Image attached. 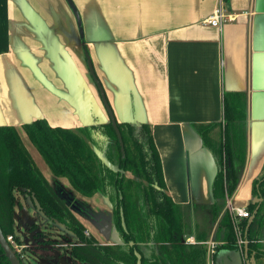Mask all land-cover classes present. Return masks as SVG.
Returning <instances> with one entry per match:
<instances>
[{
    "label": "crops",
    "instance_id": "obj_1",
    "mask_svg": "<svg viewBox=\"0 0 264 264\" xmlns=\"http://www.w3.org/2000/svg\"><path fill=\"white\" fill-rule=\"evenodd\" d=\"M219 3L0 0V127L20 131L38 114L67 129L89 126L94 117L149 125L166 192L187 209L184 240L205 236L221 246L220 218L214 222L211 211L217 161L197 126L217 124L210 136L220 142L225 94L246 97L245 164L227 199L247 210L264 173V0H222L234 17L222 29L207 23ZM112 236L102 244H118ZM152 247L158 249L145 250L150 264H172L170 249ZM263 259L264 246L249 254L237 243L211 257L206 252L205 263Z\"/></svg>",
    "mask_w": 264,
    "mask_h": 264
},
{
    "label": "trees",
    "instance_id": "obj_2",
    "mask_svg": "<svg viewBox=\"0 0 264 264\" xmlns=\"http://www.w3.org/2000/svg\"><path fill=\"white\" fill-rule=\"evenodd\" d=\"M93 120L89 126L67 129L37 119L22 128L54 176L67 179L79 194H100L112 205V221L121 242L100 244L94 236H87L84 224L45 178L13 126L0 127V228L5 238L12 235L21 242L15 234V209L23 194L32 197L46 217L75 235L69 255L76 264H137L138 257L141 264H150L145 250L158 249L154 245L170 249L172 264H206L204 245L182 243L190 233L187 209L174 203L166 192L150 126ZM216 126L199 125L197 131L217 161L211 211L214 222L220 218L216 238L222 235L224 244L219 249L235 250L237 241L226 199L235 193L245 164L244 95L225 94L218 143L210 136ZM127 172L134 178L126 177ZM253 192L255 201L247 207L253 219L241 222L249 254L264 246L259 243L264 240V173L254 182ZM206 238L197 236V241ZM17 255L24 264L22 255ZM0 264H10L1 246Z\"/></svg>",
    "mask_w": 264,
    "mask_h": 264
},
{
    "label": "rangeland",
    "instance_id": "obj_3",
    "mask_svg": "<svg viewBox=\"0 0 264 264\" xmlns=\"http://www.w3.org/2000/svg\"><path fill=\"white\" fill-rule=\"evenodd\" d=\"M19 133L36 165L60 198L84 224L87 235H93L102 244L115 241L116 239H111L112 234H115L120 243L121 239L112 221V205L104 198L101 200L99 194L85 197L73 190L67 179L54 176L25 131L20 129ZM125 175L134 178L130 172ZM19 199L15 209V234L21 241L20 245L24 246L21 250L24 264H76L69 255V245L76 241L75 235L46 217L32 197L21 194ZM97 199L100 200L95 201ZM259 264L263 263L260 261Z\"/></svg>",
    "mask_w": 264,
    "mask_h": 264
},
{
    "label": "built area",
    "instance_id": "obj_4",
    "mask_svg": "<svg viewBox=\"0 0 264 264\" xmlns=\"http://www.w3.org/2000/svg\"><path fill=\"white\" fill-rule=\"evenodd\" d=\"M234 20V17L232 15L226 13V10L223 6L222 0H220L219 5L215 8V10L212 12V14L207 19V23L209 25L217 28L222 29L225 23H229ZM226 209L228 210L230 217L232 218L233 228L236 236L237 243L239 247H243V245L247 244V240L243 237V229L241 227V222L243 219H249L251 215L249 214L248 210L240 207H234L232 205L231 199H227L226 202ZM8 243L11 245V247L16 251L17 254H21V250L24 248L23 245L18 244L16 242L15 238L10 235L7 238ZM183 244H202L206 246V252L208 256H213L217 252V246L220 244L217 241H205V242H197L194 238H187L182 242ZM213 264V263H212Z\"/></svg>",
    "mask_w": 264,
    "mask_h": 264
},
{
    "label": "water",
    "instance_id": "obj_5",
    "mask_svg": "<svg viewBox=\"0 0 264 264\" xmlns=\"http://www.w3.org/2000/svg\"><path fill=\"white\" fill-rule=\"evenodd\" d=\"M37 118L40 119L41 116L38 114ZM112 122L115 124V119L112 118ZM0 246L4 251V254L10 264H22L21 260L19 259L16 251L11 247V245L8 243L7 239L5 238L1 228H0ZM141 264L140 257H138V263Z\"/></svg>",
    "mask_w": 264,
    "mask_h": 264
}]
</instances>
